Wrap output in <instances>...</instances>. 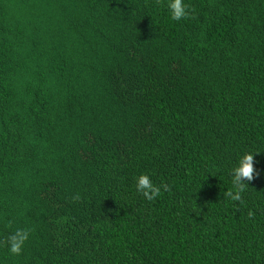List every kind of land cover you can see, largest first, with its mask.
<instances>
[{
	"label": "trees",
	"instance_id": "trees-1",
	"mask_svg": "<svg viewBox=\"0 0 264 264\" xmlns=\"http://www.w3.org/2000/svg\"><path fill=\"white\" fill-rule=\"evenodd\" d=\"M185 2L0 0V264H264V0Z\"/></svg>",
	"mask_w": 264,
	"mask_h": 264
},
{
	"label": "clouds",
	"instance_id": "clouds-1",
	"mask_svg": "<svg viewBox=\"0 0 264 264\" xmlns=\"http://www.w3.org/2000/svg\"><path fill=\"white\" fill-rule=\"evenodd\" d=\"M167 9L171 20L181 21L189 16V7L185 0H167ZM258 151H245L241 153L229 169L231 184L235 192H228L226 195L232 200H239L240 193L248 186L247 182L253 179L255 174L253 154ZM135 189L143 197L152 201L159 197L163 191H167L165 184L157 186L150 178V174L142 173L135 177ZM29 230L17 228L12 232L6 241L8 253L19 256L24 248L25 242L29 239Z\"/></svg>",
	"mask_w": 264,
	"mask_h": 264
}]
</instances>
